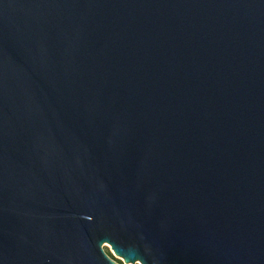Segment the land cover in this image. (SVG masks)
I'll return each instance as SVG.
<instances>
[{
	"label": "water",
	"instance_id": "95a60500",
	"mask_svg": "<svg viewBox=\"0 0 264 264\" xmlns=\"http://www.w3.org/2000/svg\"><path fill=\"white\" fill-rule=\"evenodd\" d=\"M264 264V0H0V264Z\"/></svg>",
	"mask_w": 264,
	"mask_h": 264
},
{
	"label": "rangeland",
	"instance_id": "374dc122",
	"mask_svg": "<svg viewBox=\"0 0 264 264\" xmlns=\"http://www.w3.org/2000/svg\"><path fill=\"white\" fill-rule=\"evenodd\" d=\"M106 246H107V245H106ZM104 249H105V251H106L107 254L110 253V254L113 256L114 259H116L117 261H120L122 264H125V263L123 262V260L121 261V260H119V259L115 256V254H114V252L111 250V247H110V246L104 247Z\"/></svg>",
	"mask_w": 264,
	"mask_h": 264
},
{
	"label": "trees",
	"instance_id": "16d2710c",
	"mask_svg": "<svg viewBox=\"0 0 264 264\" xmlns=\"http://www.w3.org/2000/svg\"><path fill=\"white\" fill-rule=\"evenodd\" d=\"M108 255H109L113 260H115L116 262H118L119 264H122L120 261H117L116 259H114L113 256H112L110 253H108Z\"/></svg>",
	"mask_w": 264,
	"mask_h": 264
}]
</instances>
